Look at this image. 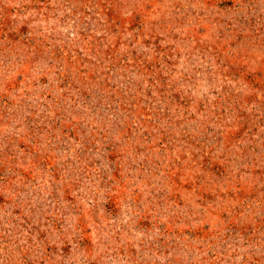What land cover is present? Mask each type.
<instances>
[{
	"label": "rangeland",
	"instance_id": "rangeland-1",
	"mask_svg": "<svg viewBox=\"0 0 264 264\" xmlns=\"http://www.w3.org/2000/svg\"><path fill=\"white\" fill-rule=\"evenodd\" d=\"M0 264H264V0H0Z\"/></svg>",
	"mask_w": 264,
	"mask_h": 264
}]
</instances>
